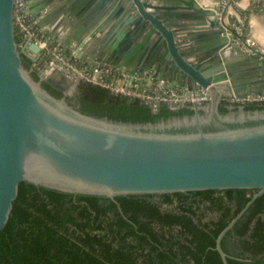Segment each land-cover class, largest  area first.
Returning <instances> with one entry per match:
<instances>
[{"label":"water","instance_id":"water-1","mask_svg":"<svg viewBox=\"0 0 264 264\" xmlns=\"http://www.w3.org/2000/svg\"><path fill=\"white\" fill-rule=\"evenodd\" d=\"M27 13L42 31L60 14L81 25L76 58L131 75L153 73L169 89L207 90L206 104L166 106L179 113L155 122L134 123L81 109L73 97L83 84L74 72L47 66L49 57L33 41H19L16 0H0V231L7 226L21 183L77 197L116 200L201 191H254L250 201L220 233L222 241L264 196V63L232 41L227 22L237 0H26ZM53 3H59L55 9ZM66 23V21H64ZM64 23V24H65ZM62 22L57 23L61 25ZM109 28L99 39L98 33ZM95 39L88 52L81 37ZM43 65L36 80L24 59ZM60 91L61 98L44 87ZM264 104V103H259ZM225 105L228 112H221Z\"/></svg>","mask_w":264,"mask_h":264},{"label":"trees","instance_id":"trees-1","mask_svg":"<svg viewBox=\"0 0 264 264\" xmlns=\"http://www.w3.org/2000/svg\"><path fill=\"white\" fill-rule=\"evenodd\" d=\"M44 87L63 96L47 83ZM67 100L88 113L134 123L193 114L164 106L154 115L140 100L89 84ZM263 108L246 105V110ZM220 110L228 112L225 105ZM253 194L201 191L111 200L75 198L21 183L0 231V264H224L217 238ZM222 248L229 264H264V196L226 235Z\"/></svg>","mask_w":264,"mask_h":264},{"label":"built area","instance_id":"built-area-1","mask_svg":"<svg viewBox=\"0 0 264 264\" xmlns=\"http://www.w3.org/2000/svg\"><path fill=\"white\" fill-rule=\"evenodd\" d=\"M229 1L232 0L224 1L222 10ZM229 14L232 17V20H230V26L233 29V32L230 33L232 35V41L243 52L251 57H258L264 63V51L248 36L244 21L241 18H236L230 11ZM15 22L22 40L33 41L40 47L41 52L49 57L47 66H54L68 72H74L89 85L100 87L117 96L143 102L152 101L155 105L167 104L169 107L172 104L191 105L194 102H199L203 105L209 100L207 90L205 89H200L191 94L178 88L169 89L163 82L153 79L152 72H146L142 75L138 73L131 75L127 71L123 72L109 65H89L86 62L78 60L74 53L69 52L54 38L39 29L36 22L27 13L26 0H16ZM147 82L151 83L150 89L142 87ZM227 102L264 103V99L247 96L244 99L227 100Z\"/></svg>","mask_w":264,"mask_h":264},{"label":"crops","instance_id":"crops-1","mask_svg":"<svg viewBox=\"0 0 264 264\" xmlns=\"http://www.w3.org/2000/svg\"><path fill=\"white\" fill-rule=\"evenodd\" d=\"M78 2H80V0H76L75 6L78 7L79 10L81 8H82L81 10H83V7H82L83 5H81V3H78ZM51 5H52V8H49V9H55L57 5H60V4L53 3ZM230 13H232L236 18H241L244 21L248 36L251 37L255 41L256 45L264 51V0H237V2L231 8ZM28 15L37 24V18L32 17L30 14ZM230 20H232V17H230V14H229L227 18V22L230 23ZM64 21H66V23ZM60 22H62V24L57 25V23H60ZM50 26L52 29H57V33H59L60 36L63 37V39L68 40L70 49H74L75 47H77V41L80 39L79 33L81 31L80 30L81 25L77 23V20L74 17H69L68 19L67 18L65 19L60 14L59 16L55 18V21ZM39 29L42 30L40 27ZM108 31H109V28L104 29L103 33L96 34L97 35L96 37H99V39H101L102 37L107 35ZM45 33H47L52 38H54L58 43L61 42L59 38L51 35L48 32H45ZM81 39L82 41H84L83 43H86L84 51L88 52L95 39L91 40L90 35L82 36ZM64 47L67 50L69 48V47L67 48V46L65 45ZM69 52L75 53L74 50H71ZM142 87L145 89H150L151 83L147 82Z\"/></svg>","mask_w":264,"mask_h":264},{"label":"flooded vegetation","instance_id":"flooded-vegetation-1","mask_svg":"<svg viewBox=\"0 0 264 264\" xmlns=\"http://www.w3.org/2000/svg\"><path fill=\"white\" fill-rule=\"evenodd\" d=\"M19 35L21 36V34H19ZM21 41H22V39H21ZM24 63H25L26 68H28L31 71L32 75L35 74L40 79V77H41V70H42V68L44 66L43 65H39L38 67H36L34 65V63L32 61H30L29 59H27V58L24 59ZM78 93H79V91L73 97L75 98L76 95H78ZM263 106H264V104H263ZM163 209H167V207L166 206H163Z\"/></svg>","mask_w":264,"mask_h":264}]
</instances>
